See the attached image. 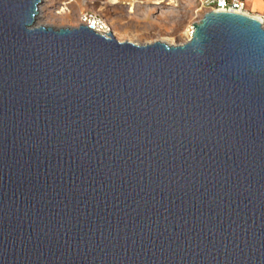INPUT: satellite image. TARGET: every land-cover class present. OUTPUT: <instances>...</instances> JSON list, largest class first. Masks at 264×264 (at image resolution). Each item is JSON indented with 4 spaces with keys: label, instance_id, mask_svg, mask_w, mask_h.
I'll list each match as a JSON object with an SVG mask.
<instances>
[{
    "label": "water",
    "instance_id": "95a60500",
    "mask_svg": "<svg viewBox=\"0 0 264 264\" xmlns=\"http://www.w3.org/2000/svg\"><path fill=\"white\" fill-rule=\"evenodd\" d=\"M0 0V264H264V27L37 25Z\"/></svg>",
    "mask_w": 264,
    "mask_h": 264
},
{
    "label": "rangeland",
    "instance_id": "374dc122",
    "mask_svg": "<svg viewBox=\"0 0 264 264\" xmlns=\"http://www.w3.org/2000/svg\"><path fill=\"white\" fill-rule=\"evenodd\" d=\"M252 16L264 19V0H246ZM101 17L119 41L144 45L188 40L190 27L204 11L197 0H42L37 25L78 27L83 15Z\"/></svg>",
    "mask_w": 264,
    "mask_h": 264
},
{
    "label": "built area",
    "instance_id": "2783aa9c",
    "mask_svg": "<svg viewBox=\"0 0 264 264\" xmlns=\"http://www.w3.org/2000/svg\"><path fill=\"white\" fill-rule=\"evenodd\" d=\"M200 3V10L204 11V14L208 11H216V12H235L246 14L252 16L247 8L246 0H197ZM264 27V19L258 18ZM199 18L197 21H200ZM196 21V22H197ZM87 25L90 29L94 30L100 34H108L109 25L106 23L104 19L99 16H96L92 13H85L83 15L82 23ZM194 32V27H190V33L188 36L189 41L192 38ZM186 41V42H187Z\"/></svg>",
    "mask_w": 264,
    "mask_h": 264
},
{
    "label": "bare ground",
    "instance_id": "6f19581e",
    "mask_svg": "<svg viewBox=\"0 0 264 264\" xmlns=\"http://www.w3.org/2000/svg\"><path fill=\"white\" fill-rule=\"evenodd\" d=\"M114 3H116L117 2V0H112ZM254 17H256V16H254ZM257 18V17H256ZM260 18V17H259ZM39 25V24H38ZM111 32V28L109 27V31H108V33H110ZM112 33V32H111ZM189 33H190V30H189ZM113 34V33H112ZM114 35V34H113ZM115 36V35H114Z\"/></svg>",
    "mask_w": 264,
    "mask_h": 264
}]
</instances>
